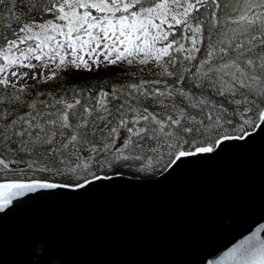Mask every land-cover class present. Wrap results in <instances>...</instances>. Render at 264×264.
<instances>
[{
  "label": "snow or ice",
  "instance_id": "obj_1",
  "mask_svg": "<svg viewBox=\"0 0 264 264\" xmlns=\"http://www.w3.org/2000/svg\"><path fill=\"white\" fill-rule=\"evenodd\" d=\"M257 145L264 0H0V228ZM223 223L230 238L194 264H264V207ZM23 239L26 264H62L42 233Z\"/></svg>",
  "mask_w": 264,
  "mask_h": 264
},
{
  "label": "water",
  "instance_id": "obj_2",
  "mask_svg": "<svg viewBox=\"0 0 264 264\" xmlns=\"http://www.w3.org/2000/svg\"><path fill=\"white\" fill-rule=\"evenodd\" d=\"M262 207L264 148L257 145L160 185L23 210L0 228V264H26L30 250L23 237L36 231L62 264H194L230 238L226 217L239 227Z\"/></svg>",
  "mask_w": 264,
  "mask_h": 264
},
{
  "label": "trees",
  "instance_id": "obj_3",
  "mask_svg": "<svg viewBox=\"0 0 264 264\" xmlns=\"http://www.w3.org/2000/svg\"><path fill=\"white\" fill-rule=\"evenodd\" d=\"M104 70H101V73L103 74ZM113 72L117 71L116 69H112ZM82 74L81 73H76L74 74L71 78L74 80H78Z\"/></svg>",
  "mask_w": 264,
  "mask_h": 264
}]
</instances>
